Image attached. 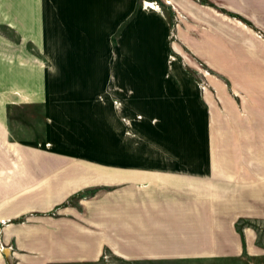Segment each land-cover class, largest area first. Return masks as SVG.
<instances>
[{"label":"crops","instance_id":"0c3cea01","mask_svg":"<svg viewBox=\"0 0 264 264\" xmlns=\"http://www.w3.org/2000/svg\"><path fill=\"white\" fill-rule=\"evenodd\" d=\"M153 1L53 0L52 17L45 0H0V26L39 54L0 33V241L15 264L229 255L239 222L264 221V0H175L187 32ZM235 41L231 90L213 60Z\"/></svg>","mask_w":264,"mask_h":264},{"label":"rangeland","instance_id":"374dc122","mask_svg":"<svg viewBox=\"0 0 264 264\" xmlns=\"http://www.w3.org/2000/svg\"><path fill=\"white\" fill-rule=\"evenodd\" d=\"M45 12L53 17V0H45ZM153 2H156L160 9H154L152 7H148L154 10L167 12L170 14L172 20L171 25L173 28L176 26H180L181 31L184 30V27L186 28V32L188 29H191V26H193L194 20H180L178 9H180L179 4L175 2V0H154ZM143 3V2H142ZM150 3V2H148ZM164 10V11H163ZM178 16L176 17V15ZM179 18V20H176ZM180 22V23H179ZM235 28L240 24V27L245 26V22H234ZM237 25V26H236ZM203 26H205L203 24ZM207 26L209 24L207 23ZM3 29V30H2ZM175 32V31H174ZM182 32L180 33L181 42L186 46L188 49L189 45L191 48L193 47V35H189V33ZM0 33H6L11 40H13L17 44L26 43L28 49L30 50L31 55H39L37 49L34 47L33 43L31 41H26L21 37H18L14 31H9L7 29H4L0 26ZM263 36V34H261ZM203 39L206 41L209 39V36L207 35ZM172 40H176V37H174L171 34V45L173 46L174 52H179L180 49L176 46H174V42ZM237 42V43H236ZM187 44V45H186ZM228 45V44H227ZM234 49H230V53L225 52H218L216 54V57L213 61H216L219 65L222 64V66H225L227 63L228 69L222 68L215 71L216 75L221 78L224 83H227L226 86L230 87L229 89L232 90V85L230 84V76L233 74H241L242 72V61L245 59L244 55V49L242 47L241 42L235 41L233 44ZM179 49V50H178ZM183 50V48H182ZM190 52V51H189ZM33 53V54H32ZM175 54V53H174ZM188 55V56H187ZM171 59L175 57V55L170 56ZM182 57V56H181ZM185 59L187 60H194L192 51L190 53H186ZM206 64V62L204 61ZM203 64V62L199 61L197 74L200 77V84H201V90L203 92H206L209 90V87H211L209 84H207L208 76L210 75L209 69L206 67V65ZM208 66V65H207ZM209 67V66H208ZM213 71V70H212ZM196 72V71H195ZM228 72V73H227ZM230 73V74H229ZM234 76V75H233ZM210 77V76H209ZM224 109H226V105L223 106ZM16 112V111H15ZM38 111H35L34 113L37 114ZM16 116L14 119V124L18 125L19 121L23 122L26 121L24 116H18L19 112H16ZM32 111H30V118L29 123L32 125L33 122V114ZM20 115H24V113H20ZM36 119H38V116H36ZM237 226L238 231L242 235L243 244L241 245V251L235 252L234 254L229 255H220L212 256V257H203L195 260H175V261H153V262H130L123 260L119 257H116L112 254H105L101 259L95 263L91 264H264V221H253V220H245L242 222H239ZM245 230H246V236L245 237ZM8 248V247H6ZM5 249V246L0 241V259H2V262L0 264H8L5 254L3 253Z\"/></svg>","mask_w":264,"mask_h":264},{"label":"water","instance_id":"95a60500","mask_svg":"<svg viewBox=\"0 0 264 264\" xmlns=\"http://www.w3.org/2000/svg\"><path fill=\"white\" fill-rule=\"evenodd\" d=\"M4 254L6 256L8 264H15L14 258L11 254V249L10 248H5L4 249Z\"/></svg>","mask_w":264,"mask_h":264},{"label":"built area","instance_id":"2783aa9c","mask_svg":"<svg viewBox=\"0 0 264 264\" xmlns=\"http://www.w3.org/2000/svg\"><path fill=\"white\" fill-rule=\"evenodd\" d=\"M147 7H152L154 9H160V6L156 3V2H150V3H146ZM154 5V7H153Z\"/></svg>","mask_w":264,"mask_h":264},{"label":"snow or ice","instance_id":"6c2138e0","mask_svg":"<svg viewBox=\"0 0 264 264\" xmlns=\"http://www.w3.org/2000/svg\"><path fill=\"white\" fill-rule=\"evenodd\" d=\"M147 6V5H146ZM153 7H154V5H153Z\"/></svg>","mask_w":264,"mask_h":264}]
</instances>
